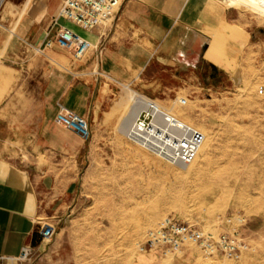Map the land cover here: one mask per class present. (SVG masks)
Instances as JSON below:
<instances>
[{
	"label": "rangeland",
	"instance_id": "1",
	"mask_svg": "<svg viewBox=\"0 0 264 264\" xmlns=\"http://www.w3.org/2000/svg\"><path fill=\"white\" fill-rule=\"evenodd\" d=\"M215 1L234 10L244 34L230 24L219 41L211 32L207 58L218 64L228 59L229 73L152 67L153 89H170L152 99L206 133L209 151L187 171L130 142L120 123L131 109L132 91L121 87L91 127L95 135L112 136L109 156L83 165L72 204L47 221L55 247L48 250L50 241L43 242L46 257L33 247L20 264H264V1ZM229 39L241 44L230 46ZM216 43L219 59L213 56ZM236 214L244 217L240 233L249 243L240 259L206 256L193 244L165 254L138 250L146 232L166 216L210 226Z\"/></svg>",
	"mask_w": 264,
	"mask_h": 264
},
{
	"label": "crops",
	"instance_id": "2",
	"mask_svg": "<svg viewBox=\"0 0 264 264\" xmlns=\"http://www.w3.org/2000/svg\"><path fill=\"white\" fill-rule=\"evenodd\" d=\"M61 1L0 0V264L13 262L25 244L43 251L40 225L68 210L83 165L109 156L112 136L95 135L91 127L121 87L132 91V101L138 91L151 98L167 93L168 85L152 87L155 64L229 73L228 59L207 58L211 32L219 41L230 24L243 34L234 10L215 0H121L114 19L92 29L57 16ZM59 25L93 47L80 59L45 47ZM240 44L229 39L230 46ZM220 46L213 51L218 59ZM59 102L88 119L89 139L55 123ZM55 243L56 237L48 250Z\"/></svg>",
	"mask_w": 264,
	"mask_h": 264
},
{
	"label": "built area",
	"instance_id": "3",
	"mask_svg": "<svg viewBox=\"0 0 264 264\" xmlns=\"http://www.w3.org/2000/svg\"><path fill=\"white\" fill-rule=\"evenodd\" d=\"M120 5L121 0H62L57 16L84 29H92L110 23ZM53 45L67 51L75 59L82 58L93 47L89 40L64 25H59L54 37L45 41V47ZM186 101V98L178 99L182 105ZM57 106L55 123L83 140L89 139L91 129L87 118L60 102ZM122 132L130 142L178 166L191 163L204 141V134L197 127L171 113L154 99L138 93L133 98L130 121ZM243 222L241 214L226 216L220 223L210 226L193 219L166 216L146 232L138 250L141 253L162 250L165 254L193 244L206 256L220 255L237 260L249 249V243L240 233ZM52 235L51 223L40 225V243L49 242ZM32 250L31 244L23 245L18 257L6 264H20Z\"/></svg>",
	"mask_w": 264,
	"mask_h": 264
},
{
	"label": "bare ground",
	"instance_id": "4",
	"mask_svg": "<svg viewBox=\"0 0 264 264\" xmlns=\"http://www.w3.org/2000/svg\"><path fill=\"white\" fill-rule=\"evenodd\" d=\"M26 5V4H25ZM126 95V94H125ZM126 97V96H125ZM127 97H128V95H127ZM131 97V96H130ZM133 102V101H132ZM131 107H132V104H131ZM168 111H169V109H168ZM173 114H175L176 116H179V114H177V113H173ZM130 118H131V109L128 111V113L123 117V119H122V121H121V123H120V129L121 130H123V129H125L126 127H127V125H128V123H129V121H130ZM204 134V133H203ZM210 142H212V139H210V138H208L207 137V135H206V133L204 134V141H203V143H202V145H201V147H200V149H199V151H198V154H197V156H196V158L191 162V163H189L188 165H186L187 166V168H188V170L187 171H190L191 170V168L193 167V165H194V163L197 161V159L199 158V156L203 153V154H206L208 151H209V144H210ZM183 167V166H182ZM149 221V220H148ZM147 221V222H148ZM148 224H149V222H148ZM208 264V263H207Z\"/></svg>",
	"mask_w": 264,
	"mask_h": 264
}]
</instances>
